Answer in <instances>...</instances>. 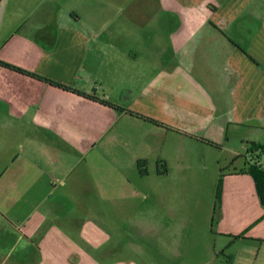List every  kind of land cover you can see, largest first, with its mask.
Wrapping results in <instances>:
<instances>
[{
    "label": "crops",
    "instance_id": "obj_1",
    "mask_svg": "<svg viewBox=\"0 0 264 264\" xmlns=\"http://www.w3.org/2000/svg\"><path fill=\"white\" fill-rule=\"evenodd\" d=\"M258 4L0 0V264H137L141 226L170 234L168 222L139 221L132 200L155 191L133 184L182 181L230 126L264 131ZM251 138L228 148L232 169L215 159L221 203L202 211L179 264H264V209L236 173L250 143L264 146ZM229 250H241L237 262Z\"/></svg>",
    "mask_w": 264,
    "mask_h": 264
},
{
    "label": "rangeland",
    "instance_id": "obj_2",
    "mask_svg": "<svg viewBox=\"0 0 264 264\" xmlns=\"http://www.w3.org/2000/svg\"><path fill=\"white\" fill-rule=\"evenodd\" d=\"M258 5L263 9L262 20H264V0H258ZM86 77V76H85ZM252 136L256 142H264V131H248L244 127H229L227 131V138H221L219 142H225L221 148L208 149L207 154H203L202 158L198 154L195 155V162L190 165V170L187 171L185 178L182 181H175L174 179H166L164 182L153 181L144 182V185L134 183L133 186L138 189L147 190L153 188L155 194L147 198L145 195H140L136 200H132L134 206H138L139 221L151 218L158 224L170 225V234L164 233V228L159 230L154 229L150 231L141 226L138 230V253L136 258L137 264H179V257L176 254L179 249L185 247L190 248L194 243L192 239L201 236V230L197 231V226L202 223V216L204 210L208 209V203H214V184L216 181L214 161L219 157L221 166L226 169H232V162H230V153L228 148L236 151H242L241 136ZM236 166H240L242 158H236ZM230 162V163H229ZM212 168V171H210ZM153 178V177H152ZM26 204L32 205L38 200V196L33 194L27 196ZM150 208V209H149ZM149 210V211H148ZM170 210V217L164 219V213ZM213 214V211H212ZM142 218V219H141ZM164 224V225H165ZM200 232V233H199ZM197 235L195 236V234ZM168 235L171 240L169 251L162 245L161 239ZM181 244V245H180ZM238 251V252H237ZM232 254L229 255V260H238V255L242 254L241 250H229ZM224 258V262L228 261ZM183 264V263H181ZM186 264V263H185Z\"/></svg>",
    "mask_w": 264,
    "mask_h": 264
},
{
    "label": "trees",
    "instance_id": "obj_3",
    "mask_svg": "<svg viewBox=\"0 0 264 264\" xmlns=\"http://www.w3.org/2000/svg\"><path fill=\"white\" fill-rule=\"evenodd\" d=\"M2 65H4L5 67H9L7 64H4V63H2ZM19 71H21V70H19ZM38 78L43 80V81H45V82H49L52 85H55L56 87L61 88L63 90L73 91L74 93H78L79 95H82L84 97L97 100V101H99V103H101L104 106H107V107H110V108H114L113 105H111L106 100H98L97 98H94L93 96H86L83 93L76 92V91L72 90L71 88H69L67 86H64V85H61V84H57V83H53L50 80H48L46 78H43V77H38ZM127 113H129L130 115H134L135 117L144 119L146 121L155 123L154 121H152V120H150V119H148L146 117H143V116H141L139 114H133L130 111H128ZM207 143L211 147L219 148V146L214 144V143H211V142H207ZM245 158H246V166H245V168L243 170L237 171L236 173L237 174H247V175H249L252 178L253 183H254L255 192H256V195H257V198H258V201H259V204L264 209V146L255 145L254 143H250V148L246 152ZM137 168H138L140 174L144 173L141 170V168H142L141 162H138ZM165 173H166V170H161L159 172V175H164ZM223 176H224V170L221 169L219 171V175H218V179H217V183H216V187H215L214 211L218 208V206L221 203L222 178H223ZM263 217H264V215H263ZM232 237L235 238V239H238V238H243L244 235L240 234L238 236H232Z\"/></svg>",
    "mask_w": 264,
    "mask_h": 264
}]
</instances>
